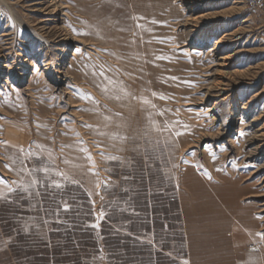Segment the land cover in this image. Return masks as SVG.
Masks as SVG:
<instances>
[{"label":"rangeland","instance_id":"374dc122","mask_svg":"<svg viewBox=\"0 0 264 264\" xmlns=\"http://www.w3.org/2000/svg\"><path fill=\"white\" fill-rule=\"evenodd\" d=\"M236 201L264 250V8L0 0V264H185Z\"/></svg>","mask_w":264,"mask_h":264},{"label":"crops","instance_id":"0c3cea01","mask_svg":"<svg viewBox=\"0 0 264 264\" xmlns=\"http://www.w3.org/2000/svg\"><path fill=\"white\" fill-rule=\"evenodd\" d=\"M211 215L186 230L185 264H264L262 237L251 210L236 201Z\"/></svg>","mask_w":264,"mask_h":264},{"label":"built area","instance_id":"2783aa9c","mask_svg":"<svg viewBox=\"0 0 264 264\" xmlns=\"http://www.w3.org/2000/svg\"><path fill=\"white\" fill-rule=\"evenodd\" d=\"M245 5L253 10H261L264 8V0H244Z\"/></svg>","mask_w":264,"mask_h":264},{"label":"snow or ice","instance_id":"6c2138e0","mask_svg":"<svg viewBox=\"0 0 264 264\" xmlns=\"http://www.w3.org/2000/svg\"><path fill=\"white\" fill-rule=\"evenodd\" d=\"M21 151H22V149H21Z\"/></svg>","mask_w":264,"mask_h":264},{"label":"bare ground","instance_id":"6f19581e","mask_svg":"<svg viewBox=\"0 0 264 264\" xmlns=\"http://www.w3.org/2000/svg\"><path fill=\"white\" fill-rule=\"evenodd\" d=\"M227 58V57H226Z\"/></svg>","mask_w":264,"mask_h":264}]
</instances>
